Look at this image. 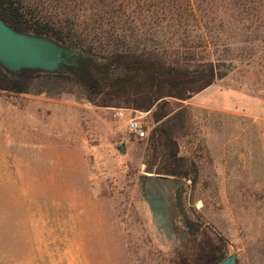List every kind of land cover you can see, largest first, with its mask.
Masks as SVG:
<instances>
[{"label": "rangeland", "instance_id": "obj_1", "mask_svg": "<svg viewBox=\"0 0 264 264\" xmlns=\"http://www.w3.org/2000/svg\"><path fill=\"white\" fill-rule=\"evenodd\" d=\"M241 7V0L202 4V22L222 23V32H164L170 46L194 45L204 35L201 44L221 58L212 86L183 102L191 121L179 147L197 167L194 182L145 171L151 113L126 97H106L110 106L101 107L70 84L63 92L45 84L50 91L36 93V81L25 97L0 91V264H18L2 259L23 253L172 264L180 246L179 188L191 220L221 235L237 264H264V16L263 6L255 16ZM255 18L260 28L241 30ZM89 33L97 51L132 41L131 32ZM129 118L139 120L145 137H124ZM148 197L164 204L165 218L154 217Z\"/></svg>", "mask_w": 264, "mask_h": 264}, {"label": "trees", "instance_id": "obj_2", "mask_svg": "<svg viewBox=\"0 0 264 264\" xmlns=\"http://www.w3.org/2000/svg\"><path fill=\"white\" fill-rule=\"evenodd\" d=\"M214 1L0 0V17L14 29L47 36L84 52L75 65L60 72L25 70L14 75L0 66V91L29 93L36 81V93L50 91L45 84L57 86L62 92L63 85L70 84L101 107L110 106L106 97H126L132 101V108L151 111L153 126L147 137L145 171L158 178L194 182L197 167L179 147V138L186 134L191 121V108L183 102L219 77L217 63L221 58H213L208 47L201 44L204 35L194 45L182 42L180 46H170L172 37L164 39V32H222V23L214 28L202 22V4ZM241 3V11L254 16L263 6L264 16V0ZM248 3L257 5L245 9ZM237 11L239 8L232 9L227 17ZM260 27L255 18L241 30L253 32ZM89 32H131L132 41L120 49L97 51L93 45L95 34ZM137 32L144 33L139 36ZM156 32H162L158 33L162 38ZM222 55V59H232L229 54ZM183 191L179 188L174 195L175 215L181 226L180 246L171 262L217 264L227 256L226 240L202 222L191 220L183 208ZM149 203L158 221L165 218L164 204L152 199Z\"/></svg>", "mask_w": 264, "mask_h": 264}, {"label": "water", "instance_id": "obj_3", "mask_svg": "<svg viewBox=\"0 0 264 264\" xmlns=\"http://www.w3.org/2000/svg\"><path fill=\"white\" fill-rule=\"evenodd\" d=\"M83 54L47 36L16 30L0 17V66L11 74L64 71ZM217 264H237V256L230 253Z\"/></svg>", "mask_w": 264, "mask_h": 264}, {"label": "crops", "instance_id": "obj_4", "mask_svg": "<svg viewBox=\"0 0 264 264\" xmlns=\"http://www.w3.org/2000/svg\"><path fill=\"white\" fill-rule=\"evenodd\" d=\"M212 85L208 86L207 88L203 89L202 91L196 93L192 96V98H196L198 95L204 93L207 89H209ZM20 97H25L23 95H27L26 93L18 94ZM196 106L205 107L209 109L210 105L196 102ZM130 109H124L121 114H128ZM19 112L21 111V106L19 107ZM151 113V111H147V114ZM168 179H172L169 178ZM8 262H18V264H108L103 263L106 261H113L116 260L113 255L106 254H84V253H76V254H68V253H47V254H39V253H23L19 255V258H9V259H2ZM88 262V263H87Z\"/></svg>", "mask_w": 264, "mask_h": 264}, {"label": "built area", "instance_id": "obj_5", "mask_svg": "<svg viewBox=\"0 0 264 264\" xmlns=\"http://www.w3.org/2000/svg\"><path fill=\"white\" fill-rule=\"evenodd\" d=\"M119 115H121V114L119 113ZM146 135H147V132L144 129V127L141 125V123L139 122L138 119H136V118H129L128 119L126 131L124 133L125 138H129L131 136H134L136 138H143ZM119 149L122 150L123 146L120 145Z\"/></svg>", "mask_w": 264, "mask_h": 264}]
</instances>
